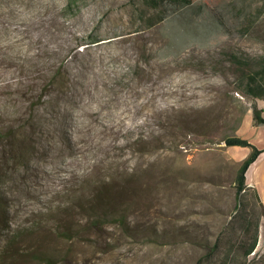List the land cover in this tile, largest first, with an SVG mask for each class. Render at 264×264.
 I'll return each mask as SVG.
<instances>
[{"label":"rangeland","instance_id":"1","mask_svg":"<svg viewBox=\"0 0 264 264\" xmlns=\"http://www.w3.org/2000/svg\"><path fill=\"white\" fill-rule=\"evenodd\" d=\"M29 120L0 264H264V0H0V127Z\"/></svg>","mask_w":264,"mask_h":264},{"label":"trees","instance_id":"2","mask_svg":"<svg viewBox=\"0 0 264 264\" xmlns=\"http://www.w3.org/2000/svg\"><path fill=\"white\" fill-rule=\"evenodd\" d=\"M154 3H157L161 0H152ZM186 1V0H183ZM148 9H151L149 7H146ZM159 11V9L157 10ZM154 21H152V23L156 22L157 18L153 17ZM250 20V19H246ZM245 21V22H246ZM96 41V40H94ZM224 58L225 60H229V59H234L236 61L240 60L242 61L243 58H245L244 53H237V52H233V51H226L224 52ZM240 81L241 79L233 76V84L235 85V89H238V86L240 85ZM56 83L57 81H51V83ZM49 85V84H48ZM46 85V86H48ZM27 92V91H26ZM40 96V94H39ZM34 123L31 122V120H29V125L28 127L31 128V130H29V135L28 132L26 133V130H17L14 127H11L10 125H8V127H0V131L1 130H5L4 134L5 136H2V140L0 141V144H3V147L0 149V152H6L7 154L10 155L9 159L8 158H4V155H1L0 158V179L3 178V176H5L8 167H13L16 164H22L23 160H26V158L28 157L30 151L32 152V149H30V144H32V139H31V135L32 133V125ZM22 128H25V126H22ZM31 136V137H30ZM227 145H231V144H235V143H239L237 142V140L234 137L228 138L225 140ZM244 143V142H243ZM242 144V143H240ZM7 147V148H5ZM115 174H120L123 175L122 172L120 170H115L112 172H109L107 174L106 177V181L104 183V187H106V191H110L111 193L114 190V186L117 184V175ZM99 180H102L101 177L99 178H95L94 180H86L85 182H83L81 185L83 186V188H80L81 185H79L77 188H75L73 190V197L71 198L72 202H76L77 203V207L80 211H82L83 209V205L85 203L88 202H94L92 196H90V187L91 184L93 183H97L99 182ZM140 181L138 179V181L134 182L132 184V186L136 189L135 193L139 196L140 194H142L143 191H145V188H141L140 187ZM86 186V187H84ZM90 186V187H89ZM79 188V190H77ZM97 194V191L94 192V195ZM113 194V193H112ZM92 198V200H91ZM219 259L217 258H212L211 260H208L207 264H244V259L243 257H238L237 254H233V255H229L228 253H224L223 257L218 261Z\"/></svg>","mask_w":264,"mask_h":264},{"label":"bare ground","instance_id":"3","mask_svg":"<svg viewBox=\"0 0 264 264\" xmlns=\"http://www.w3.org/2000/svg\"><path fill=\"white\" fill-rule=\"evenodd\" d=\"M73 258L78 259L79 257L77 255L73 256Z\"/></svg>","mask_w":264,"mask_h":264}]
</instances>
